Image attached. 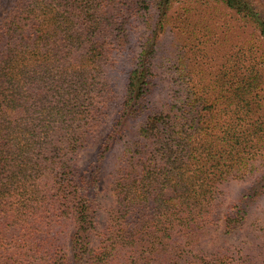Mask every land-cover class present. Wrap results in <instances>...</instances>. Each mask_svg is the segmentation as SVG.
Returning a JSON list of instances; mask_svg holds the SVG:
<instances>
[{"label": "trees", "instance_id": "16d2710c", "mask_svg": "<svg viewBox=\"0 0 264 264\" xmlns=\"http://www.w3.org/2000/svg\"><path fill=\"white\" fill-rule=\"evenodd\" d=\"M168 35L159 67L171 90L155 104ZM129 49L121 108L81 168L113 53ZM118 144L115 207L92 248L102 165ZM260 166L264 1L14 0L0 22V264H264V220L257 244L203 246L224 184ZM263 195L264 172L223 214L225 238Z\"/></svg>", "mask_w": 264, "mask_h": 264}, {"label": "rangeland", "instance_id": "374dc122", "mask_svg": "<svg viewBox=\"0 0 264 264\" xmlns=\"http://www.w3.org/2000/svg\"><path fill=\"white\" fill-rule=\"evenodd\" d=\"M13 1L14 0H3V8L0 11V22L7 14L9 8L12 6ZM131 30L135 33V36H133L135 38H133L130 48L137 52V47L145 34V27L141 24L139 26L134 25ZM250 32H252V30ZM159 42L160 43L158 44V50L154 61L155 67L153 69L155 74L154 80L157 84L155 95L153 96V101L155 104L160 103L159 101L162 99V92L165 94L167 89L169 91L171 90V83L169 82L170 78L168 73L163 67H159V64H161L162 58L172 49L174 40L170 35H168L164 36ZM131 53L132 51L130 49L124 54H122V52L117 54L116 51L113 53L116 59V66L110 75L111 92H108V100L106 101L107 104L99 111L98 120H100V124L88 137L85 148L78 152L77 162L81 168L92 162L96 157L101 142L109 132L115 118L118 115L125 94V73L135 65V61L132 59ZM121 146V144H118L103 161L100 182L98 186V199L102 210L98 217L96 231H94L90 237V246L92 248L97 247L99 239L98 234L106 226L109 210L115 207V197L111 190V182L113 180V176H111V174L115 170L118 163V158L122 150ZM263 172L264 167L260 166L253 176L244 178L243 180L230 181L224 184L222 187L221 200L215 206L213 220L206 228V236L203 239L204 248L209 250L213 246L223 247L235 244H240L243 246L244 243L246 244V247H249L252 245V242L257 244L259 241L258 232L260 233L259 229L261 228V224L264 220V195L251 209L244 226L235 235L225 238L221 234V228L223 214L238 202L242 193L247 188L252 186L256 177L261 175ZM72 230V227H68V236H66V252L69 254V256L71 255L69 239Z\"/></svg>", "mask_w": 264, "mask_h": 264}]
</instances>
